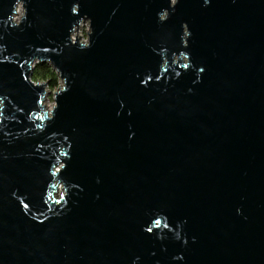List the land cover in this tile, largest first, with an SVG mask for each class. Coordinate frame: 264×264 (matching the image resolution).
<instances>
[{
    "label": "water",
    "instance_id": "obj_1",
    "mask_svg": "<svg viewBox=\"0 0 264 264\" xmlns=\"http://www.w3.org/2000/svg\"><path fill=\"white\" fill-rule=\"evenodd\" d=\"M0 264H264V0H0Z\"/></svg>",
    "mask_w": 264,
    "mask_h": 264
},
{
    "label": "rangeland",
    "instance_id": "obj_2",
    "mask_svg": "<svg viewBox=\"0 0 264 264\" xmlns=\"http://www.w3.org/2000/svg\"><path fill=\"white\" fill-rule=\"evenodd\" d=\"M22 10V11H21ZM18 11H20L21 13V17H17V18H22L23 17V15H24V10H23V8L22 7H19L18 8ZM17 22V21H16ZM89 32V28H88V25L86 26H83V27H80V28H78V31H76V33H78V35L80 34V32H81V35L83 36L84 35V37H86V41H87V34H88V32ZM73 38H75L74 36H73ZM36 65V64H35ZM55 70V69H54ZM58 75V74H57ZM33 79V78H32ZM33 81V83L36 85V84H38V85H40L41 83H47L48 84V91H49V93H48V95L46 96V105H53V107H55L56 106V103H55V96H54V91L56 90V92L61 88V85H63L62 83V81H61V79H58V84L56 85V86H54V87H50V85H49V82H47L46 80H35V79H33L32 80ZM59 84H60V87H59ZM52 107V110L54 109ZM52 110H51V112H52ZM50 112V113H51ZM49 113V114H50ZM50 116H51V114H50ZM60 191H62V188H60Z\"/></svg>",
    "mask_w": 264,
    "mask_h": 264
},
{
    "label": "trees",
    "instance_id": "obj_3",
    "mask_svg": "<svg viewBox=\"0 0 264 264\" xmlns=\"http://www.w3.org/2000/svg\"><path fill=\"white\" fill-rule=\"evenodd\" d=\"M32 77L35 80H46L50 87L56 86L59 78L56 70L48 63H37L32 72Z\"/></svg>",
    "mask_w": 264,
    "mask_h": 264
},
{
    "label": "bare ground",
    "instance_id": "obj_4",
    "mask_svg": "<svg viewBox=\"0 0 264 264\" xmlns=\"http://www.w3.org/2000/svg\"><path fill=\"white\" fill-rule=\"evenodd\" d=\"M22 11V10H21ZM21 12L20 11H17V13H16V15L14 16V20L15 21H17V22H19L20 20H21V18H17L18 16L19 17H21V14H20ZM77 34V33H76ZM73 36L76 38V35L75 34H73ZM75 38H73V39H75ZM46 103V102H45ZM56 103V102H55ZM52 107H53V105H46V111L48 112V115H50L51 113V110H52ZM50 113V114H49ZM60 192V189H58V193Z\"/></svg>",
    "mask_w": 264,
    "mask_h": 264
},
{
    "label": "built area",
    "instance_id": "obj_5",
    "mask_svg": "<svg viewBox=\"0 0 264 264\" xmlns=\"http://www.w3.org/2000/svg\"><path fill=\"white\" fill-rule=\"evenodd\" d=\"M86 38V37H85Z\"/></svg>",
    "mask_w": 264,
    "mask_h": 264
}]
</instances>
